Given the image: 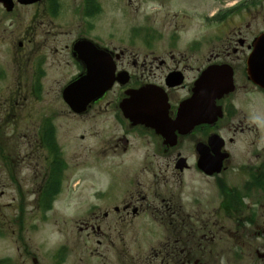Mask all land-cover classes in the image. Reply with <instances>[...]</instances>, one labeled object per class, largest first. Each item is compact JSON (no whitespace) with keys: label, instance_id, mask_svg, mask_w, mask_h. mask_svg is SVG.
Segmentation results:
<instances>
[{"label":"flooded vegetation","instance_id":"1","mask_svg":"<svg viewBox=\"0 0 264 264\" xmlns=\"http://www.w3.org/2000/svg\"><path fill=\"white\" fill-rule=\"evenodd\" d=\"M226 1L215 0L203 22L230 24L233 15H253L261 4ZM105 2L0 0V196L16 180L17 191L32 195L34 207L47 213L86 182L87 202L102 201L76 207L72 218L85 244L89 238L97 244L90 258L78 257L86 264H264V112L253 111L263 109L264 88L245 70L260 31L247 39L237 28L229 37V26L228 33L207 36L204 46L168 45L161 53L147 48L143 33L115 46L110 30L100 27ZM200 47L207 54L191 62ZM222 63L230 65L234 82L215 101L223 117L198 125L179 120L200 71ZM245 92L260 97L251 109L238 97ZM250 112L262 126L249 129ZM177 123L184 126L177 129ZM214 133L229 155L225 169L209 176L200 172L199 160L207 152L215 156L218 143L208 140ZM198 144L205 145L202 155ZM239 153L244 172L232 165ZM227 170L234 184L224 189L219 182ZM201 173L218 185L204 202ZM108 200L115 203L103 208ZM8 224L17 228L15 213ZM68 251L64 240L49 264H68Z\"/></svg>","mask_w":264,"mask_h":264},{"label":"rangeland","instance_id":"2","mask_svg":"<svg viewBox=\"0 0 264 264\" xmlns=\"http://www.w3.org/2000/svg\"><path fill=\"white\" fill-rule=\"evenodd\" d=\"M231 1L233 0H227L226 2L230 3ZM163 2L164 4L161 6ZM260 2L261 4L255 5L253 15L246 14L245 10L233 15L230 25L229 23L226 24L225 21L222 22V19L219 22L210 20L213 23L206 22L204 19L203 22L204 14L214 10L218 5L215 0H163L162 2L155 0H106L103 7V14L100 17V27L104 26L106 30H110L109 32L113 34V43L115 46L120 45L121 41L126 42V38L131 35L146 34L149 36L146 40L147 48L155 49L156 52L161 53L165 46L168 45L190 46L193 42H196L197 47L201 46L202 43V46H204V41L207 40V36L220 33V30H225L228 33L227 27L229 26V37L232 36L234 29L239 28L242 37L250 38L254 32L264 30V0ZM249 19L251 22L249 24L252 27L255 26L254 29L245 25ZM139 25L142 26V32L138 30ZM101 33L104 34L105 32ZM65 36L61 38H67ZM220 51L221 49L218 50V52ZM203 54H207V48L201 49L200 47L195 54L193 53L190 56V61L197 63L199 59H202ZM237 59L238 61L236 63L239 68L241 59ZM238 97L247 109H251V105L257 103L258 98H260L252 92L238 93ZM262 101L263 105L260 106L263 109L253 111L264 112V100ZM53 103L54 106L58 105L55 101ZM250 114L252 120L248 118L246 123L249 129L254 128L252 123L254 125L258 123L262 126L263 122L260 120L262 118L257 117L256 114H252L251 112ZM103 118L95 119L96 125L98 124L97 126L102 125ZM67 121L63 120V122ZM91 123L93 122L91 121ZM91 123L86 126V129L89 131L93 130ZM62 128L65 129L66 126H62ZM80 131L81 127L77 132ZM262 132L263 130H261ZM220 134L225 137L228 132L225 131ZM72 150L70 149L69 153ZM82 154L90 156L86 151ZM141 156L138 154L136 157ZM233 160L232 165H237V169L239 168L241 172H244L240 167V163L244 162L238 163L243 160L241 154L239 153L238 158L237 156H233ZM223 176L225 178L224 183L234 184L232 182L235 177L233 172L227 170V174L224 173ZM185 177H187L186 174ZM28 182H26V185ZM24 183L20 182L21 188H24ZM17 184L18 181L16 180L14 182V188L10 184H5L4 191L7 195L4 197L0 196V260H4L6 264H14L16 261L15 258L18 256L19 264H33L32 257H35L37 258L38 264H49L52 251L57 250L59 244L67 240L68 252L70 254L68 264H74L72 261L76 264L88 263L86 259L79 261L78 257L85 255L83 256L84 258H90L88 251L90 247L94 248L97 244L94 243L95 239L92 238H89L90 240L85 244V240L77 235L79 231L75 227L77 223L72 218L76 207L80 206L83 209L84 206L102 201L97 200L96 198L98 196H95L96 198L94 197L92 199L93 202H87L89 196L86 197L88 192L86 182L82 184V187H79V191L74 190L73 193L68 192L61 195L59 204L52 205L49 212L45 215L34 207L32 202L34 197L32 195L17 191ZM198 184L202 185L203 202L207 196H212V194L216 195L218 185L213 183L212 178H208L201 173V180ZM186 188L190 189L192 187ZM89 198L91 199V197ZM214 200L216 204L219 197H214ZM111 201H105L103 208L115 203V201ZM10 204L11 206H9ZM18 209H21V212ZM14 213L16 214V218L20 217L17 220V228L15 226H9L8 224V221ZM97 222L104 223L106 221L102 217H98ZM11 229H14L15 232H12ZM82 237L84 239L86 238L84 235ZM100 249L103 251L102 246H100ZM78 254L81 255L78 256ZM107 256L110 257V254H107ZM74 257L75 260H73ZM102 261L103 259L95 262V264L101 263Z\"/></svg>","mask_w":264,"mask_h":264},{"label":"water","instance_id":"3","mask_svg":"<svg viewBox=\"0 0 264 264\" xmlns=\"http://www.w3.org/2000/svg\"><path fill=\"white\" fill-rule=\"evenodd\" d=\"M257 48V52L255 51L250 57V65L252 66V62L254 61L253 72L259 71L264 75V34L260 35ZM231 77L232 71L226 65H211V67L204 69L193 87L194 96L183 105L180 111L179 120H185V117H190V119H196V124L202 123V121H210V110L214 108L212 105L214 99L220 97L223 92L233 88ZM183 126V123H177L176 125L177 129ZM209 143L213 145L216 143V135L209 139ZM220 146V143L217 144L215 156H211L207 152L204 156L200 157L199 161L203 171L207 173L219 171L222 160L226 157V155L219 151ZM203 147L204 145L198 144V150L201 155L203 154Z\"/></svg>","mask_w":264,"mask_h":264}]
</instances>
